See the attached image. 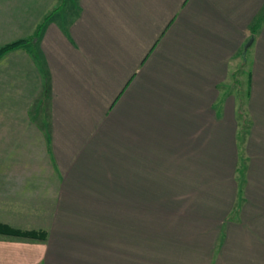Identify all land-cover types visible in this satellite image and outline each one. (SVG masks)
<instances>
[{
    "label": "crops",
    "instance_id": "crops-1",
    "mask_svg": "<svg viewBox=\"0 0 264 264\" xmlns=\"http://www.w3.org/2000/svg\"><path fill=\"white\" fill-rule=\"evenodd\" d=\"M263 13L0 0V48L34 43L0 58V224L47 234H0V264H264V22L245 142L225 85Z\"/></svg>",
    "mask_w": 264,
    "mask_h": 264
},
{
    "label": "rangeland",
    "instance_id": "rangeland-1",
    "mask_svg": "<svg viewBox=\"0 0 264 264\" xmlns=\"http://www.w3.org/2000/svg\"><path fill=\"white\" fill-rule=\"evenodd\" d=\"M59 4H62L61 1ZM53 12L54 11H52L49 15L53 14ZM246 45L234 56L232 64L230 65V75L228 76L225 84L230 87L231 93L236 99L238 106V137L239 140L241 139L243 142H245L248 138V133L252 123L250 113L247 110V102L251 90L252 52L245 50ZM242 52L245 53V56H242ZM233 218H237L234 213Z\"/></svg>",
    "mask_w": 264,
    "mask_h": 264
},
{
    "label": "trees",
    "instance_id": "trees-1",
    "mask_svg": "<svg viewBox=\"0 0 264 264\" xmlns=\"http://www.w3.org/2000/svg\"><path fill=\"white\" fill-rule=\"evenodd\" d=\"M47 20H49V18L45 19L38 27L36 34H35L36 40H39L41 38L43 34V30L45 29V26L48 22ZM263 22H264V13L260 15L259 17H257L252 23L250 27L251 37L256 36ZM31 46L34 47V43L32 39L20 40V41L7 44L3 46L2 48H0V58H2L8 52H11L17 48H24V47L29 48ZM33 51L36 52L34 48H33ZM242 56H245L244 52H242ZM0 234L16 236V237H21V238H30V239H35V240H45L47 236V234L44 231H21V230L12 229L4 224H0Z\"/></svg>",
    "mask_w": 264,
    "mask_h": 264
},
{
    "label": "water",
    "instance_id": "water-1",
    "mask_svg": "<svg viewBox=\"0 0 264 264\" xmlns=\"http://www.w3.org/2000/svg\"><path fill=\"white\" fill-rule=\"evenodd\" d=\"M253 42H254V37H251L249 42L247 43V45L245 47V50H248L251 47V45L253 44Z\"/></svg>",
    "mask_w": 264,
    "mask_h": 264
}]
</instances>
